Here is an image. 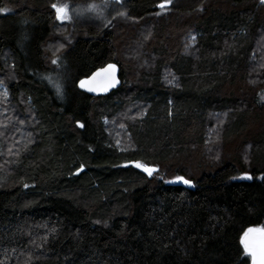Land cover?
Wrapping results in <instances>:
<instances>
[{
	"label": "trees",
	"instance_id": "trees-1",
	"mask_svg": "<svg viewBox=\"0 0 264 264\" xmlns=\"http://www.w3.org/2000/svg\"><path fill=\"white\" fill-rule=\"evenodd\" d=\"M160 1L71 28L55 0H0V264H251L264 3ZM109 61L117 88H77Z\"/></svg>",
	"mask_w": 264,
	"mask_h": 264
},
{
	"label": "snow or ice",
	"instance_id": "snow-or-ice-1",
	"mask_svg": "<svg viewBox=\"0 0 264 264\" xmlns=\"http://www.w3.org/2000/svg\"><path fill=\"white\" fill-rule=\"evenodd\" d=\"M171 3V0H162L158 5L160 8H165L168 4ZM261 3H264V0H261ZM52 8L56 13V19L65 21L71 19L70 15V6L68 4H53ZM90 9H94L95 5H89ZM123 15V13H120ZM194 39V37H193ZM55 63V61H53ZM115 70L116 66L109 64L106 68L101 69L100 71L93 74V76L85 81H80V87H87L88 91H96L97 88L94 83L97 81V77H104L102 89L107 90L108 87H111L115 83ZM261 99H264L262 97ZM82 126V125H81ZM135 167L142 169L148 175H151L155 169L146 167L145 165L137 162ZM177 180L182 181L185 184H191V181L184 179L183 177H177ZM241 244L244 248V251L251 256L252 264H264V228H249L241 237Z\"/></svg>",
	"mask_w": 264,
	"mask_h": 264
},
{
	"label": "rangeland",
	"instance_id": "rangeland-1",
	"mask_svg": "<svg viewBox=\"0 0 264 264\" xmlns=\"http://www.w3.org/2000/svg\"><path fill=\"white\" fill-rule=\"evenodd\" d=\"M161 2L162 1H160L159 4ZM55 4H68L70 6L71 19L65 21L58 20V22L60 24L68 23L71 25V28H79L85 21L93 19H98L107 23L113 18L121 16L120 13L124 14L128 9V0H98L93 3L87 1L79 3L69 2L67 0H55ZM89 5H95V8L90 9ZM59 47V43L56 42L53 49L57 51ZM2 97H6V90L3 82H0V98ZM241 177L249 178L248 175H242Z\"/></svg>",
	"mask_w": 264,
	"mask_h": 264
},
{
	"label": "water",
	"instance_id": "water-1",
	"mask_svg": "<svg viewBox=\"0 0 264 264\" xmlns=\"http://www.w3.org/2000/svg\"><path fill=\"white\" fill-rule=\"evenodd\" d=\"M109 64H113L116 66V70H115V83L113 86L111 87H108L107 90H103L102 89V84H103V80H104V77L101 76V77H97V81L94 83L93 86H95L97 88L96 91H88L87 87H84V88H81L80 87V81L82 80H89L94 73L100 71L101 69H104L106 68ZM121 84V78H120V75H119V66L116 62L114 61H109L108 63H105L104 65H101L99 67H95L94 70H92L88 75L86 76H83V77H80L77 81H76V86L79 90L91 95V96H99V95H106L108 94L111 90L117 88L119 85ZM178 184H182L183 186L187 187V188H194V183L191 181V184H185L183 183L182 181L178 180L177 181ZM243 236V235H242ZM251 264H252V259H251Z\"/></svg>",
	"mask_w": 264,
	"mask_h": 264
}]
</instances>
